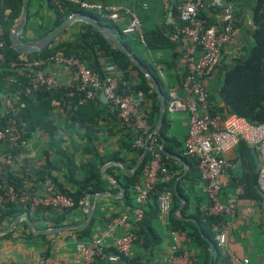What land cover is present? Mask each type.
<instances>
[{
    "label": "built area",
    "instance_id": "1",
    "mask_svg": "<svg viewBox=\"0 0 264 264\" xmlns=\"http://www.w3.org/2000/svg\"><path fill=\"white\" fill-rule=\"evenodd\" d=\"M72 4L79 9L91 11L102 20L117 22L124 20L120 34L142 42L143 31L135 13L122 5H106L95 0H57ZM166 8L173 2L176 10V24L166 33L168 40L181 48L184 63L183 73L175 87L166 84L160 69L159 78L166 87L165 112L168 115L183 113L187 117V134L183 141V154L195 161L199 179L203 183L205 204L198 209L202 218H210V232L213 235L221 257L228 264H247L246 259L233 256L227 247L234 230L232 221L236 204L234 201H221V191L228 168L239 166L240 161L228 162L225 155L243 143L255 150L258 159L256 189L264 197V123L253 124L229 112L211 111L209 92L205 81L218 65L221 54L231 42L237 17L231 4L222 8L217 23L207 24L199 17L203 10L202 0H158ZM5 43L0 38V70L4 89L0 93V147L14 150L26 145L22 139L24 124L16 123L12 116L16 114L18 93L32 96L36 90L51 91L58 88L56 78L46 72L50 65L56 66L70 75L68 85L70 96H80L81 100H93L102 94L115 110L116 118L129 132L137 136L133 140L135 149L146 148L148 158L140 170L139 179L130 189L136 206H144L155 187L164 183L163 190L157 193L156 209L158 218L166 226L171 211L172 193L168 184V170L162 161L159 144L152 135L145 147L148 133L147 109L149 102L141 92H132L119 88L120 75L113 66L104 68L105 75L99 78L88 69L85 63L75 55H65L56 51L45 57H30L13 62H5L3 51ZM20 78L26 80V86L18 92H11ZM148 132V133H147ZM144 137V138H143ZM0 175L2 165H12L10 156L0 157ZM21 187L0 184L3 197L10 202L17 201L33 211L37 208H49L54 211L68 210L73 207L70 197L62 194L53 183L44 181L41 189L28 185L29 175H22ZM237 194L241 189L237 188ZM170 245L162 258L164 264H197V258L190 249L181 248L177 234L169 230ZM137 240L129 227L125 215L110 218L104 226L101 236L86 243L75 244L72 256L73 264H90L100 260L107 264H130L131 247ZM110 249L109 252L107 250ZM42 264H46L45 260ZM260 264H264V258Z\"/></svg>",
    "mask_w": 264,
    "mask_h": 264
},
{
    "label": "crops",
    "instance_id": "2",
    "mask_svg": "<svg viewBox=\"0 0 264 264\" xmlns=\"http://www.w3.org/2000/svg\"><path fill=\"white\" fill-rule=\"evenodd\" d=\"M95 1L106 5H122L131 9L139 19L142 31L145 33L156 30L168 33L176 24L177 13L173 2H169L168 6L164 8L158 0ZM202 1L203 11L206 12L208 21L217 23L221 18L222 11H215V7L223 8L224 2L222 0ZM251 3L252 0H233L229 3L233 6L237 15L234 33L230 44L224 48L218 65L205 81L212 111H229L214 96L219 86V78L223 68L231 65L235 59L242 57L247 47L252 44L250 35L253 28L250 21ZM43 13L45 18H51L48 11L44 10ZM28 15V18H30L28 25L33 22L37 24L35 15L32 14L31 17L29 13ZM38 19L41 20V18ZM123 24L124 20H119L114 25L120 28ZM35 37L38 38L40 35ZM146 52L147 57L142 55L141 57L148 62L159 63L156 65V69L161 70L168 86L175 87L182 76L184 68L179 45L172 44V46L163 50ZM106 66L104 65L103 68ZM46 72L56 78L58 88L68 89L70 82L68 73L52 65L46 68ZM129 74L130 80L134 81V74L132 72ZM62 98L61 100H63ZM99 101L100 103L95 105L98 117L93 123L87 125H79L78 123L67 125L65 123L77 106L84 103L83 100L80 99L77 101V105L74 106L71 105L72 101L68 99L63 100L65 103L63 106L53 103L54 107L46 117V124L40 127L39 131H34L25 140L26 145L21 148V152L24 156L26 155L27 161L24 162L26 168L31 166L33 172L40 171V183H34L32 173L26 172L29 175L28 185L36 189H41L44 181L52 179L61 184L62 188L70 190L69 180L80 181L92 165L98 170L103 181V190L111 195L117 194L118 196L115 198L103 197L94 201L85 195L83 208L64 218L63 224L80 222L84 216V202L87 200L92 205L94 214L89 233L83 236L63 232L48 236L45 240L29 239L21 232V228H15L10 238L0 240V264H42L43 260L46 264H73L72 256L75 244L78 242L86 243L101 236L105 223L110 218L125 215L129 227L133 228L132 224L135 226L140 218L151 214H154V217L150 220V227L156 240L152 239L149 246H144L143 240L140 237L137 238L131 247L130 259L133 264H164L162 258L166 255L170 245L168 235L172 226L170 220L174 219L181 224L192 222L197 225L195 218L199 217V207L205 204V196L203 183L198 177L194 160L183 154V141L187 134L186 115L183 113L166 114L165 137L173 140V143H170V152L164 149L167 153L166 156L164 155V163L169 172V186L176 197V201H172L171 211L168 215L169 225L166 226L158 218L154 197L149 198L142 207L136 206L134 203L131 189L122 177H131L134 174L127 176L119 171V169L130 170L133 166H130V161L135 157V153L129 150V146L133 147L132 135L117 120L115 111L108 102H103L100 96ZM34 136L37 137V140ZM250 149L251 147L240 144L225 155L228 162L233 164L236 160H239L240 165L227 169L224 187L221 191V201H234L236 204L235 215L232 219L234 230L227 244L229 252L238 259H246L247 264H260L264 258V197L259 193L255 198L247 197L243 183L246 168L250 164L253 165ZM35 154H37V157H34ZM19 155L21 156V154ZM99 159L104 161L100 163ZM11 172L16 177H22L21 174H17L13 166H11ZM110 182L122 186L124 188L122 193ZM237 188L241 189L240 194L236 193ZM31 215H33L32 212ZM28 217L30 219V216ZM55 218L54 215L49 213H41L40 220H37V226H34L38 229L53 227L52 222ZM175 232L180 247L192 250L197 258V264H202L203 253L201 250L188 240L184 233ZM109 251L110 249L107 250V252ZM44 254L46 255L44 256ZM90 264L107 263L96 259Z\"/></svg>",
    "mask_w": 264,
    "mask_h": 264
},
{
    "label": "trees",
    "instance_id": "3",
    "mask_svg": "<svg viewBox=\"0 0 264 264\" xmlns=\"http://www.w3.org/2000/svg\"><path fill=\"white\" fill-rule=\"evenodd\" d=\"M232 1L233 0H222V2H224L223 6ZM40 3L43 4V6L46 7L47 11L51 14L50 20L52 28L62 22L68 16L76 12L85 13L92 17L99 24L108 27L113 33L116 34V36L120 39L124 46L135 56V58L156 80L166 100V89L161 79L159 78L156 69V65H158L159 63L148 62L146 59L142 58L137 53H135V51H133V49L129 46V43L136 41L140 43L146 51L163 50L165 48H169L170 46H172V44L176 43L170 42L166 36V33H163L160 30L151 31L148 33L143 32V40L142 42H140L137 39H130L129 37L122 36L120 34V28H117V26L114 25L115 23L99 19L95 15V13L91 11L82 10L72 4L59 2L57 0H40ZM20 7L21 0H0V38L5 43L3 55L6 63L17 61L19 59H28L30 57H45L52 55L56 51H61L65 55H75L79 57L85 63L86 67L92 72H94L100 79L103 78L105 75V67L103 68V66L109 64L113 66L116 72L120 75L121 81L118 85L120 89L128 87L130 91L141 92L147 98L149 102L147 109V122L149 127L148 132L152 129L157 112L156 94L146 84L142 74L127 59V57L115 50L113 47H111L90 26L82 23L72 24L68 28L69 30L73 31L71 32V36L69 38L55 40L54 42H52L49 48H46L36 54L23 56L18 55L13 50H11L9 48L7 34L11 28L12 23L19 15ZM215 11H222V8L215 7ZM199 17L204 19L207 24H212L208 21V17L205 11L202 10L199 14ZM29 19L30 18H27V24L21 33V40L25 43L33 41H28L29 39L23 37L25 31L27 30V27L29 26ZM250 21L253 27L250 34L252 44L247 47V49L245 50V54L242 57L235 59L231 65L223 68L219 78V86L216 90L214 98L220 101L229 110V113L241 117L249 123L259 124L264 123V0H252L250 6ZM44 32L46 33L47 31L45 30ZM44 32L41 33L40 36L45 34ZM66 32L67 31L63 32L62 35ZM4 65H1L0 69ZM130 72H132L135 76L134 81L130 80ZM4 74L5 73L0 70V93L4 89L2 81V77L4 76ZM26 83L27 82L25 79L20 78L18 84L13 85V87L11 88V92L15 93L20 91L26 86ZM17 97L18 100L15 104L16 114L12 116V119L16 123L24 124L22 135L23 140L28 139L34 131H39L40 127L46 124V117L54 107L53 103H57L58 105L63 106V104H65L63 100L68 99L72 101L71 105L74 106L77 105V101L81 99L80 96H70L69 90H63L62 88H56L51 91L36 90L33 92L32 96L29 97H25L21 93H18ZM61 98L63 100H61ZM98 103H100L99 96H97L93 100L84 101L83 104L77 106L76 110H74L72 114L69 115V118L65 123L67 125H72L74 123H78L79 125H87L89 123H93L98 117V111L95 108V105ZM166 114L167 113L165 112L159 132L161 137L165 141L164 149L170 152V143H173V140H170L169 138L165 137ZM130 134L132 135L131 137L133 142L134 138L137 135L132 132H130ZM155 139L159 144V138L155 136ZM129 150L135 153V157L130 161V166H132L142 151L140 149H135L131 146H129ZM20 152L21 149L18 147L10 151L6 148L3 149L0 147V157L3 158L6 156H10L11 161L15 160L19 156ZM94 155L96 156L95 153ZM148 156V153L145 154L142 163L140 164L139 168L135 171L133 176H122L126 181V185L129 186V188L138 181L140 170L143 167ZM161 158L164 163L165 156L161 155ZM103 161V159H99L100 163H102ZM11 166L4 164L2 165L3 168L2 174L0 175V184L4 186H13V188L17 190L22 185L23 177L14 176L11 172ZM32 176L34 177V183H40V171L37 170L33 172ZM69 181L71 184V189L66 190L62 188L61 184L56 183L52 179L50 180V182L53 183L62 194L72 199L73 207L68 210L54 211L49 208H37L31 211L28 206H23L17 201H7L3 197L2 191H0V229H3L17 215L23 212H26L28 216H30V220L34 223L35 226H37V220H40L41 213H49L51 215H54L56 218L54 219L52 224L54 226H61L63 225L64 218L67 215H70L72 212L75 211H80L83 208L84 196L87 193L96 194L104 191L102 186L103 181L99 176L98 170L92 165H90V167L86 171L85 176L80 181ZM243 183L245 185L244 191L246 193V196L249 198H255L257 196V193L259 192L256 189V173H254L252 164H250L246 168V174L244 176ZM169 185V183L166 184V186L169 187V189L171 190L172 201L175 202V194H173L172 189ZM164 187V183L158 184L155 187L153 194L150 196V198H155V204L157 193L163 190ZM31 212L33 215H31ZM153 217L154 214L148 216L145 215L140 218V220L136 223L135 226L134 224H132L133 232L135 233L137 238L140 237L143 240L145 244L144 246H149V242L152 239L156 240L155 234L150 227V220ZM195 220L197 225L193 224L192 222H185L181 224L175 221L174 219H171L170 225L172 226L170 229L184 233L185 237L201 250V252L203 253L202 264H208L209 246L207 242L203 240L201 235L208 238L213 244L212 264H228L226 258H221L219 249L213 241V235L210 232V223L212 222V219L202 218L199 215V217H196ZM92 222L93 218L91 220L90 226L92 225ZM90 226L83 230L69 231L68 233L77 234V236H83L89 233ZM16 228H21V232L26 236V238L29 239L36 238L39 240H45L48 237L31 236V234L26 231L23 222L19 223ZM13 233L14 232L1 236L0 240L10 238ZM155 242L157 243V241ZM45 255L46 254H44V256ZM129 263L133 264L131 259L129 260Z\"/></svg>",
    "mask_w": 264,
    "mask_h": 264
},
{
    "label": "water",
    "instance_id": "4",
    "mask_svg": "<svg viewBox=\"0 0 264 264\" xmlns=\"http://www.w3.org/2000/svg\"><path fill=\"white\" fill-rule=\"evenodd\" d=\"M28 3L29 0H21V7L19 11V15L14 20L11 25L10 30L8 31L7 38L9 43V48L13 50L18 55H32L43 51L46 48H49L63 32H65L72 24L74 23H82L85 25L90 26L94 29L111 47L115 50L123 54L127 57V59L138 69V71L142 74L146 84L150 87V89L156 94V101H157V112L155 117V122L148 133L147 137L144 140L145 147L149 138L154 135L159 138V151L161 155H167L166 151L163 148L164 139L161 137L159 129L162 124V120L165 114V96L159 88L158 83L156 80L149 74V72L143 67V65L135 58V56L124 46V44L120 41V39L113 33L108 27L99 24L95 21L92 17L85 13L76 12L71 14L66 19H64L59 24L55 25L53 28L49 29L45 34L36 38L32 42H22L21 40V33L27 23L28 18ZM103 102H107L105 97L102 94H99ZM146 153V148H143L139 157L135 160L132 168L130 170L119 169L122 174L127 176H131L135 173V171L139 168L140 164L142 163L144 156ZM250 155L253 161L254 166V173H257L258 170V159L253 148L250 149ZM114 186L118 188V190L122 193L123 187L115 182H110ZM118 195H111L106 191L100 193H88L86 197L92 198L94 201L103 198H115ZM85 210L83 213V219L76 223V224H63L61 226H53L46 229H38L34 226L32 221L29 219L28 214L23 212L17 215L7 227L0 229V237L9 233L14 232L15 228L18 226L19 223L23 222L25 225L26 231L31 234V236H53L56 234H60L63 232L69 231H78L86 229L90 226L91 220L93 218L94 209L92 205L85 200L84 202ZM203 240H205L209 246L208 249V264H212V249L213 244L212 242L201 235Z\"/></svg>",
    "mask_w": 264,
    "mask_h": 264
},
{
    "label": "rangeland",
    "instance_id": "5",
    "mask_svg": "<svg viewBox=\"0 0 264 264\" xmlns=\"http://www.w3.org/2000/svg\"><path fill=\"white\" fill-rule=\"evenodd\" d=\"M28 13L30 14V17L33 15H35V18H37V24L35 22H33L32 24L30 23L29 26L27 27L28 29L25 31L23 37L26 39H29L28 41H32L34 39H36V35H40L41 33H43L45 30L48 31L49 29L52 28L51 26V20L50 18H45V14L43 13L44 10L47 11V9L45 8V6H43V4L40 3V0H30L29 1V5H28ZM44 16V18H43ZM38 18H41L38 19ZM67 32L64 33L63 35L61 34L56 40H62V39H66L70 37V33L72 32V30H66ZM45 33V32H44ZM132 39V38H130ZM129 46L133 49V51H135V53H137L139 56H144L147 57V52L146 50L143 48V46L134 41L129 43ZM2 95V92H1ZM34 138L37 140V137L34 136ZM21 156L19 155L18 158H16L15 160L12 161V166L14 168V170L17 172V174H21L23 175L26 172H31L33 173V171L31 170V166H29L30 168H26L25 166V161H27L26 159V155L24 156L23 152L20 153ZM39 154V152H38ZM34 157H37V154H35ZM33 177V176H32ZM8 225H6L5 227H7ZM4 227V228H5Z\"/></svg>",
    "mask_w": 264,
    "mask_h": 264
}]
</instances>
